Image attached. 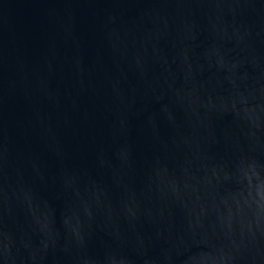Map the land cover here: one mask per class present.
I'll return each instance as SVG.
<instances>
[{"label":"water","instance_id":"1","mask_svg":"<svg viewBox=\"0 0 264 264\" xmlns=\"http://www.w3.org/2000/svg\"><path fill=\"white\" fill-rule=\"evenodd\" d=\"M0 264H264V0H0Z\"/></svg>","mask_w":264,"mask_h":264}]
</instances>
